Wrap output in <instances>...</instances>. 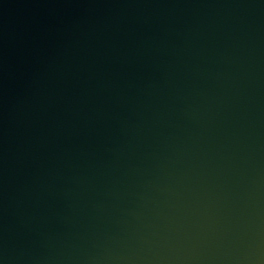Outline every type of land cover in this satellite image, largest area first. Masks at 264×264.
<instances>
[{
    "label": "water",
    "instance_id": "95a60500",
    "mask_svg": "<svg viewBox=\"0 0 264 264\" xmlns=\"http://www.w3.org/2000/svg\"><path fill=\"white\" fill-rule=\"evenodd\" d=\"M0 264H264V0H0Z\"/></svg>",
    "mask_w": 264,
    "mask_h": 264
}]
</instances>
